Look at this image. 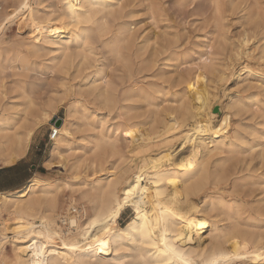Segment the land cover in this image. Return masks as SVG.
Listing matches in <instances>:
<instances>
[{"label":"bare ground","instance_id":"1","mask_svg":"<svg viewBox=\"0 0 264 264\" xmlns=\"http://www.w3.org/2000/svg\"><path fill=\"white\" fill-rule=\"evenodd\" d=\"M31 1L19 0L11 12L0 17V30L19 17L16 23L27 32L21 42L23 48L16 49L14 59L0 57V81L5 71L10 70L16 77L15 82L23 83L21 78L35 67L29 58L42 49L52 54L53 67L65 69L77 62L79 73L92 65L90 55H94L93 45L97 43L122 62L124 74L119 83L125 87L117 97L110 89V80L96 70L89 94L110 111H115L117 119H133V106L122 103L142 98L144 91L137 76L142 70L153 67L155 61L140 60L144 46L135 47L136 39L128 28L132 23L121 21L117 16L115 3L118 0H53L54 11L40 10L41 0H37L34 8ZM211 2L215 16L220 18L221 0ZM132 54L138 62L130 61ZM208 57L201 52L193 76L181 78L180 100L183 101L171 119L153 121L139 137H133V129L138 123H130L127 128L120 122L106 129L105 121L94 124L91 131L96 130V134L91 136L90 143L95 162L107 149L116 153L120 139H129L126 148L138 163L119 170V174L110 172L109 178L97 181L87 189L77 190L79 197L76 199V191L72 190L66 200L71 204L87 203L89 214H85L83 220L69 216L66 232L57 224L58 202L52 192L55 188L48 182L33 178L18 191L0 192V226L3 230L0 231V264H264V236L241 227L243 225L236 221L237 206L216 192L218 180L228 172L227 164L241 154L243 142H235L240 140L239 135L225 136L228 113L210 112L212 95L200 72L209 64ZM17 59L19 65L13 67ZM247 73L252 72L247 69ZM71 109L75 112L79 109L83 121L94 122V115L88 114L82 106L72 105ZM28 114L25 110L23 122ZM17 115L5 108L0 113V160L5 165L24 156L34 131L32 127L21 137L13 128ZM31 115L47 120L52 113L43 108L39 115L34 110ZM215 119H219L216 124ZM69 138L71 133L66 127L61 128L60 134L52 136L51 157L63 158L72 151L70 144L61 150ZM176 144H180L179 149L170 151ZM176 155L183 156L178 163L175 159L172 164L162 165V161L167 162ZM224 155L228 157L223 158ZM214 157L220 163L219 169L210 174L205 165ZM209 178L215 181L211 188L214 190L204 192L205 200L198 206L195 198ZM127 209L131 210L132 218L119 227L118 220ZM222 215L234 222L219 226ZM246 219L253 223L264 221V207L259 206L254 216L247 215ZM8 244L10 249L6 250Z\"/></svg>","mask_w":264,"mask_h":264},{"label":"rangeland","instance_id":"2","mask_svg":"<svg viewBox=\"0 0 264 264\" xmlns=\"http://www.w3.org/2000/svg\"><path fill=\"white\" fill-rule=\"evenodd\" d=\"M41 1L40 10H56L53 0ZM18 2L19 0H0V17L11 12ZM37 3V0H32L31 6L35 8ZM115 5L120 20L132 23L128 28L136 39L135 47L144 46L140 60L155 61L153 67L142 70L137 76L144 91L142 98L122 103L124 106H133V119H117L115 111H110L94 95L89 94V85L95 79L93 73L96 70H100L110 80V89L116 92L117 97L125 87L119 83V78L124 74L123 64L112 54L103 50L99 44H94V55H90L92 65L78 73L77 62L65 69L53 67L50 60L52 54L42 49L29 58V62L35 67L24 74L21 78L23 83H16V77L11 75L10 70L5 71L4 78L0 81V113L4 108L11 113H18L13 128L21 137L34 128L21 159L11 165H5L0 160V192L18 191L33 178L48 182L55 188L52 192L58 202L57 224L66 232L67 227L61 225L63 217L65 220L69 216L83 220L85 214H89L87 203L71 204L66 200L72 190L76 191V199L81 190L106 179L110 172L119 174V170L121 172L129 165L138 163L137 158L126 148L129 139H120L116 153L107 149L95 162L90 143L91 136L96 134V130L91 131L94 124L105 121L106 129L120 122L127 128L130 123H138L137 128L133 129V137H139L140 134H145L153 121L166 117L171 119L183 101L180 100L183 90L181 78L186 75L193 76L202 52L210 60L206 68L200 71L204 74L207 89L212 95L213 107L210 112L213 113L217 108L219 113L216 114L228 113L224 126L225 136L239 135L240 140L235 142H243L241 154L227 164L228 172L218 180L220 183L217 184L216 192L221 198L230 200L237 206L239 215L236 221L243 225L241 227L264 236V221L253 223L246 219L247 215L254 216L259 206L264 207V0H221L220 18L215 16L211 0H118ZM18 19L19 17L6 23L0 30V57L6 60L16 57V49L22 47V39L27 34L26 28L19 27L16 23ZM130 61L138 62L133 54ZM12 65L18 66V59ZM247 69L252 73H247ZM28 101L31 102L30 105ZM72 105L85 108L88 114L94 115V122L83 121L82 112L79 109L76 112L72 110ZM43 108L51 111L52 116L49 119L34 118L31 115L32 110L39 115V110ZM25 110L29 114L23 122ZM56 120L61 121L58 127L54 126ZM218 120L215 119L214 124ZM61 126L69 129L71 133V138L64 143L61 150L64 151L70 144L72 151L63 158L56 155L51 157L54 147L52 136L61 133ZM82 144L84 147H80ZM179 147L180 144H176L170 151L178 150ZM182 158V155H176L167 160L168 163L166 160L162 161V165L172 164L175 159V163H178ZM216 159H210L205 165L210 174L219 169L220 163ZM208 181L210 184H207ZM213 182L215 181L210 178L203 182L195 204L202 205L205 200L202 194L209 189L214 190L211 189ZM72 209L76 210V215L71 214ZM121 216L118 220L119 227H123L132 218L131 210L127 209ZM220 219L223 221L219 226L234 222L228 221L224 215ZM0 231H3L1 226ZM5 248L9 250L10 245Z\"/></svg>","mask_w":264,"mask_h":264},{"label":"built area","instance_id":"3","mask_svg":"<svg viewBox=\"0 0 264 264\" xmlns=\"http://www.w3.org/2000/svg\"><path fill=\"white\" fill-rule=\"evenodd\" d=\"M71 214H74V215H76V210H73L72 209V212H71ZM62 221H61V225L62 226H66L67 228H68V222H67V218H66V220H65V218L63 217L62 219H61Z\"/></svg>","mask_w":264,"mask_h":264},{"label":"water","instance_id":"4","mask_svg":"<svg viewBox=\"0 0 264 264\" xmlns=\"http://www.w3.org/2000/svg\"><path fill=\"white\" fill-rule=\"evenodd\" d=\"M213 113H219L218 109L215 108V109L213 110ZM60 124H61V121H60V120H56V121H54V126L58 127Z\"/></svg>","mask_w":264,"mask_h":264},{"label":"snow or ice","instance_id":"5","mask_svg":"<svg viewBox=\"0 0 264 264\" xmlns=\"http://www.w3.org/2000/svg\"><path fill=\"white\" fill-rule=\"evenodd\" d=\"M169 183H173V181L172 180H169Z\"/></svg>","mask_w":264,"mask_h":264}]
</instances>
